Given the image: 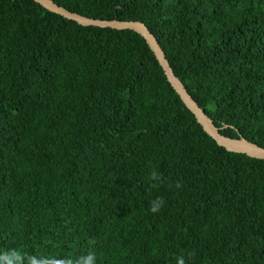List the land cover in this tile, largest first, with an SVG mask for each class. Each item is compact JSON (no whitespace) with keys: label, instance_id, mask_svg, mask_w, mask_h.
<instances>
[{"label":"trees","instance_id":"trees-1","mask_svg":"<svg viewBox=\"0 0 264 264\" xmlns=\"http://www.w3.org/2000/svg\"><path fill=\"white\" fill-rule=\"evenodd\" d=\"M54 1L144 22L264 147V0ZM0 264H264V159L205 131L138 32L0 0Z\"/></svg>","mask_w":264,"mask_h":264},{"label":"water","instance_id":"water-1","mask_svg":"<svg viewBox=\"0 0 264 264\" xmlns=\"http://www.w3.org/2000/svg\"><path fill=\"white\" fill-rule=\"evenodd\" d=\"M44 8L62 15L63 17L73 20L83 26H96L101 28H112L118 30H133L141 34L149 43L162 65L169 81L180 94L181 98L188 108L196 115L198 121L202 124L205 131L212 136L220 146L225 147L228 151L243 153L248 156L264 159V147L247 139H234L225 136L215 125L214 121L206 114L201 106L196 102L193 96L187 90L185 84L175 74L164 49L159 43L156 36L151 32L149 27L142 21H128L115 19H95L89 16L73 12L64 6L59 5L54 0H35Z\"/></svg>","mask_w":264,"mask_h":264}]
</instances>
